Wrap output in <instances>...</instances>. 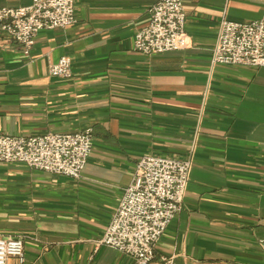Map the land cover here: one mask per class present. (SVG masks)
<instances>
[{"label": "crops", "instance_id": "1", "mask_svg": "<svg viewBox=\"0 0 264 264\" xmlns=\"http://www.w3.org/2000/svg\"><path fill=\"white\" fill-rule=\"evenodd\" d=\"M160 1L75 0L78 23L29 56L0 36V134L94 130L80 180L0 163V236L24 240L25 264H132L99 242L145 156L192 161L153 264H264V67L212 63L221 22L261 19L264 0H184L188 47L149 57L134 39ZM64 57L73 77H52Z\"/></svg>", "mask_w": 264, "mask_h": 264}, {"label": "built area", "instance_id": "2", "mask_svg": "<svg viewBox=\"0 0 264 264\" xmlns=\"http://www.w3.org/2000/svg\"><path fill=\"white\" fill-rule=\"evenodd\" d=\"M186 19L184 0H161L152 7L150 22L136 33L134 50L151 57L187 48ZM77 23L75 0H33L26 7L0 9V36L21 45L26 56L41 32ZM212 63L263 68L264 13L254 22L223 20ZM50 75L71 79V59L64 57L51 66ZM93 150L92 128L77 134L32 137L0 134V163L25 164L74 180L82 179ZM191 172L189 159L143 157L99 244L130 257L132 264H153L158 244L182 211ZM259 246L264 253V239ZM25 252L22 238L0 236V264H8L10 259L25 264Z\"/></svg>", "mask_w": 264, "mask_h": 264}]
</instances>
